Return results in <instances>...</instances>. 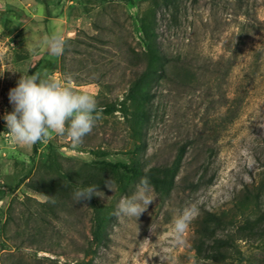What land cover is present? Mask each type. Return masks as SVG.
Returning <instances> with one entry per match:
<instances>
[{"label": "rangeland", "instance_id": "obj_1", "mask_svg": "<svg viewBox=\"0 0 264 264\" xmlns=\"http://www.w3.org/2000/svg\"><path fill=\"white\" fill-rule=\"evenodd\" d=\"M0 29V264H264V0H0ZM53 33L66 41L59 57L44 44ZM152 37L176 78L154 90L142 124L125 88ZM26 73L95 96L101 119L83 143L54 135L32 154L10 139L8 93ZM182 144L170 192L154 189L136 220L116 215L142 177L105 179L100 160L148 170ZM58 172L86 186L95 176L104 196L76 203L68 184L42 193ZM192 204L199 215L178 238L173 220ZM206 210L228 221L203 240Z\"/></svg>", "mask_w": 264, "mask_h": 264}, {"label": "clouds", "instance_id": "obj_2", "mask_svg": "<svg viewBox=\"0 0 264 264\" xmlns=\"http://www.w3.org/2000/svg\"><path fill=\"white\" fill-rule=\"evenodd\" d=\"M65 43L60 33H53L44 40L53 57L63 55ZM8 98L13 109L5 113L3 119L10 139L19 145L47 142L55 135L67 136L73 146H78L101 119L102 109H98L93 94L76 91L57 79L41 78L38 73L21 75L16 86L9 90ZM105 186L114 190L110 179L105 181ZM93 196H104L103 192L98 191L97 185L78 187L72 193L76 203ZM155 200L156 194L149 179L142 177L136 190L119 200L115 214L136 220ZM43 202L55 203V199L45 195ZM198 215L199 208L195 204L180 210L173 220V230L178 238L188 231Z\"/></svg>", "mask_w": 264, "mask_h": 264}, {"label": "trees", "instance_id": "obj_3", "mask_svg": "<svg viewBox=\"0 0 264 264\" xmlns=\"http://www.w3.org/2000/svg\"><path fill=\"white\" fill-rule=\"evenodd\" d=\"M155 4L169 5L172 0H153ZM146 58L144 65L133 73L127 82L125 88V97L132 103L140 107L133 111L141 123L145 122L148 117L151 101L154 96V90H157L162 82H174L176 77H170L167 74L168 67L171 65L168 58L155 44L153 37L150 38V43L145 51ZM183 71L187 68L181 67ZM113 109V106H108L106 111ZM141 135L140 130H136ZM141 145V144H140ZM139 147V146H138ZM185 149V144H182L176 153L175 157L169 164L152 166L148 170H143L138 161L132 162H111L107 160H100L98 167L104 169L107 173L104 178L112 176L117 181L122 174L128 175L130 180H135L138 177H147L153 189L162 195H167L174 186L175 178L181 166V161ZM37 151V143L32 145V154ZM59 180H43L41 183L42 193H51L59 191L61 185H71L75 189L78 187H85L88 183L85 178L74 176L70 173L58 172ZM93 185L96 183V178H91ZM59 189V190H58ZM89 203L94 205L93 198L89 199ZM226 218L223 214L204 211L197 220L196 233L203 238H212L216 229L223 228L226 225ZM204 240V239H203ZM215 241L216 238H213Z\"/></svg>", "mask_w": 264, "mask_h": 264}]
</instances>
